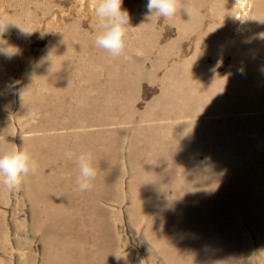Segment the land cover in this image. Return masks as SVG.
Instances as JSON below:
<instances>
[{
	"label": "rangeland",
	"instance_id": "rangeland-1",
	"mask_svg": "<svg viewBox=\"0 0 264 264\" xmlns=\"http://www.w3.org/2000/svg\"><path fill=\"white\" fill-rule=\"evenodd\" d=\"M248 1L190 24L123 0L112 56L95 0H0L17 24L0 35V154L37 163L0 183V264H264V7Z\"/></svg>",
	"mask_w": 264,
	"mask_h": 264
},
{
	"label": "clouds",
	"instance_id": "clouds-1",
	"mask_svg": "<svg viewBox=\"0 0 264 264\" xmlns=\"http://www.w3.org/2000/svg\"><path fill=\"white\" fill-rule=\"evenodd\" d=\"M123 0H95L94 12L97 17L99 31L95 37V45L119 56L125 48V25H128L129 14L122 10ZM179 0H148L146 17L171 18L178 10ZM184 12L193 15L194 9L186 7ZM9 26H17L7 16H0V35ZM20 28V27H19ZM24 34L30 35L32 31L22 29ZM7 54L10 56L7 52ZM79 176L77 177L78 190H90L91 181L96 178L97 172L92 166V154L81 153L78 157ZM37 168L35 160L24 151H13L0 154V183L8 189L17 188L21 184V176L34 173Z\"/></svg>",
	"mask_w": 264,
	"mask_h": 264
},
{
	"label": "bare ground",
	"instance_id": "bare-ground-1",
	"mask_svg": "<svg viewBox=\"0 0 264 264\" xmlns=\"http://www.w3.org/2000/svg\"><path fill=\"white\" fill-rule=\"evenodd\" d=\"M227 1L228 0H179V3H178L179 9L177 10V13L175 15L179 18L184 19L186 23L193 24L198 19V12H199L200 8L203 7L204 5H210L209 3H211V2H215V6L219 8L218 10H220V11L223 10L225 12H228V10L226 9L228 7ZM245 1L249 2L248 0H245ZM251 3L253 4V6L256 7V9L259 8V10L262 7H264V6H261L262 4H264V0H253V2H251ZM186 7H191L194 9L193 15L188 16L186 14V12H184V9ZM241 11L245 12V10H243V9H241ZM225 12H223V13H225ZM243 12H242V14H243ZM240 17L241 16L238 13L237 18H240ZM219 26H222V24L220 23L217 26L218 27V28H216L217 31H215V30L212 31V32H214V34L220 32ZM211 35H213V34H211ZM62 257H64L67 261V255L66 254L62 255ZM84 260L91 263V256L88 255V257L84 258ZM50 264H52V262Z\"/></svg>",
	"mask_w": 264,
	"mask_h": 264
}]
</instances>
